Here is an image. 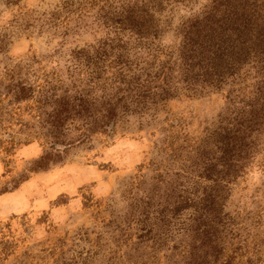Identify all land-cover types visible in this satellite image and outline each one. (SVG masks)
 <instances>
[{"label": "trees", "instance_id": "obj_1", "mask_svg": "<svg viewBox=\"0 0 264 264\" xmlns=\"http://www.w3.org/2000/svg\"><path fill=\"white\" fill-rule=\"evenodd\" d=\"M167 1L62 0L48 11V24L59 17L71 19V14L78 20L91 16L104 35L72 48L74 75L67 83L45 74L33 78L20 63L3 68L0 120L11 118L19 128L15 133L0 129V145L6 153L36 140L42 152L30 169L44 168L61 162L68 149L92 133H111L125 113L162 103L179 88L195 94L218 88L239 73L242 86L233 89L231 106L199 141L178 143L185 136L174 133L170 138V156L186 148L194 157L173 174L188 177L193 172V178L206 180L202 197L183 196L181 181H164L160 175L156 180L162 184L147 189L140 187L141 180L128 183L124 210L105 224L114 248L104 264H264V253L248 251L247 238L223 211L229 184L261 151L264 0H207L180 21L173 45L164 48L154 40L161 32L156 12ZM8 39L0 33V52ZM248 77L252 82L246 85ZM21 112L29 119L22 120ZM187 207L190 212L180 219Z\"/></svg>", "mask_w": 264, "mask_h": 264}, {"label": "rangeland", "instance_id": "obj_2", "mask_svg": "<svg viewBox=\"0 0 264 264\" xmlns=\"http://www.w3.org/2000/svg\"><path fill=\"white\" fill-rule=\"evenodd\" d=\"M206 1L164 2L156 12L161 32L155 44L172 46L180 21ZM61 2L0 0V33L9 38L6 50L0 52V72L20 63L33 78L45 74L68 82V76L74 75V61L69 57L72 48L102 37L104 30L88 15L78 20L71 14V19L59 17L46 23L48 11ZM249 82L248 77L246 85ZM241 86L238 73L218 88L200 93L179 88L162 103L119 116L111 133H92L68 149L61 162L44 168L30 169L42 152L36 140L16 144L6 153L0 145V264H104L114 248L110 227L105 224L122 213L130 199L128 183L136 180L145 189L162 184L156 180L158 175L164 181H181L180 193L199 200L207 181L193 178V172L188 177L173 174L194 157L186 148L179 156H170L171 135L185 136L178 143L199 141L216 123L217 115L231 106L233 89ZM22 113V120L29 119ZM0 123V129L7 132L19 128L11 118H2ZM261 138V151L229 184L223 204V211L247 238L248 251L257 254L264 253V135ZM188 212L189 207L182 209L180 219Z\"/></svg>", "mask_w": 264, "mask_h": 264}]
</instances>
